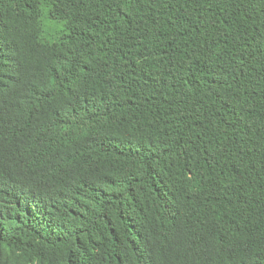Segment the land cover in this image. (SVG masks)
<instances>
[{
    "label": "trees",
    "instance_id": "16d2710c",
    "mask_svg": "<svg viewBox=\"0 0 264 264\" xmlns=\"http://www.w3.org/2000/svg\"><path fill=\"white\" fill-rule=\"evenodd\" d=\"M0 264H264V0H0Z\"/></svg>",
    "mask_w": 264,
    "mask_h": 264
}]
</instances>
